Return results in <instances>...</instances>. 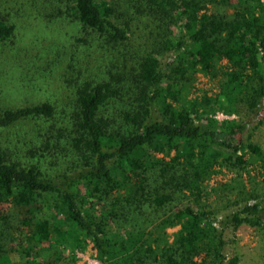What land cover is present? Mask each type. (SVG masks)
<instances>
[{
	"label": "trees",
	"instance_id": "obj_1",
	"mask_svg": "<svg viewBox=\"0 0 264 264\" xmlns=\"http://www.w3.org/2000/svg\"><path fill=\"white\" fill-rule=\"evenodd\" d=\"M37 14L75 22L78 42L107 54L95 63L50 48L46 69H70L67 102L0 106V137L21 122L54 123L27 156L0 138V264L31 226L27 255L56 250L48 264H87L77 253L89 249L101 264H239L226 256L228 235L264 230V190L234 198L209 182L264 152L247 143L248 124L211 114L239 103L263 113V0H0V46L15 44L16 20ZM224 62L225 85L202 111L185 93ZM47 200L52 219L19 212Z\"/></svg>",
	"mask_w": 264,
	"mask_h": 264
},
{
	"label": "rangeland",
	"instance_id": "obj_2",
	"mask_svg": "<svg viewBox=\"0 0 264 264\" xmlns=\"http://www.w3.org/2000/svg\"><path fill=\"white\" fill-rule=\"evenodd\" d=\"M37 15L39 16V14ZM31 17L16 20L18 29L14 45L0 46V106L2 107L22 108L46 101H50L59 107L67 102V97L71 92L64 81L70 69H46L43 58L45 51L50 48L58 47L63 52L68 53L67 60L73 52L70 51L71 49L78 52L75 53L76 59L83 55L89 57L90 60H94L95 63L106 60L107 50L96 46L95 51L94 48H90V45L86 47L85 43L78 42L77 39L81 37L79 35L80 27L78 24L75 25V22L69 19L52 22L51 19H46V17L42 19H40V16L39 19L32 15ZM143 26L133 27L136 31L134 43L137 45L144 43L147 36V31ZM109 57L107 55L108 59ZM225 65L224 62L218 67L215 77L197 74L193 85L185 93V95L190 94L189 100L191 103H197L200 110H208L210 105L207 101L211 100L213 102L214 98L221 93V87L226 82ZM235 110L238 112H235ZM233 111V113H228L227 110H216L211 114V117L221 123L240 121L248 124L245 134L247 143L259 146L264 152V110L261 116H257L249 106L239 103L235 105ZM52 124L54 125L53 122L47 123L45 120L21 122L4 131L0 138L9 147L19 148L20 156H27L29 149L41 144L43 136L49 128H52ZM159 157L170 159V156L164 154V152H161ZM209 184L210 189H216V193L220 191L221 185L227 184L229 187L234 188L232 192L234 198L240 192L263 191L264 157L259 158L252 155L246 170L240 173L226 172L223 175L214 177ZM221 194L226 195L224 192ZM121 195H124V193ZM112 196L117 197L119 195L115 193ZM19 212L22 217L28 219H52L55 214L49 200L45 201L43 205L25 208ZM22 229H25V227ZM179 229L180 226L170 228L167 233L172 235ZM33 231L34 227L31 226L23 230V233H16V241L14 243L10 242L11 244L7 246L9 249L11 248L8 255L10 264H48L53 261L56 250L35 248L32 253L33 258L27 255L26 248L31 245L29 238ZM227 239L228 244L225 252L229 260L238 256L240 259L239 264H264V230L261 227L243 226L236 235L233 236L230 233ZM89 251V253L79 252L77 257L87 264H101L93 256L94 252L91 249ZM70 252L71 250L67 249V254Z\"/></svg>",
	"mask_w": 264,
	"mask_h": 264
}]
</instances>
